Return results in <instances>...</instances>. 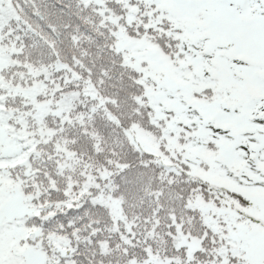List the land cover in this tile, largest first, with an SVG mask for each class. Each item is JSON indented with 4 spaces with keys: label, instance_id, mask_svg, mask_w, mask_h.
<instances>
[{
    "label": "snow or ice",
    "instance_id": "snow-or-ice-1",
    "mask_svg": "<svg viewBox=\"0 0 264 264\" xmlns=\"http://www.w3.org/2000/svg\"><path fill=\"white\" fill-rule=\"evenodd\" d=\"M0 264H264V0H0Z\"/></svg>",
    "mask_w": 264,
    "mask_h": 264
}]
</instances>
